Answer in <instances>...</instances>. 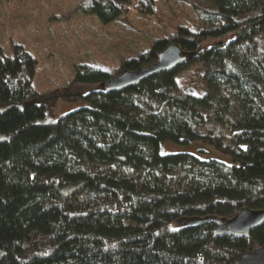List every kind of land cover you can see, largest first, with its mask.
<instances>
[{"label": "trees", "instance_id": "trees-1", "mask_svg": "<svg viewBox=\"0 0 264 264\" xmlns=\"http://www.w3.org/2000/svg\"><path fill=\"white\" fill-rule=\"evenodd\" d=\"M199 30L178 25L118 73L157 61L169 44L184 59L121 91L85 64L63 95L89 105L38 122L47 102L37 59L0 45V264H232L264 245V222L215 235L216 218L264 209V0H188ZM104 23L148 17L155 0H81ZM207 38H222L203 47ZM200 67L202 94L178 76ZM201 139L233 163L160 143Z\"/></svg>", "mask_w": 264, "mask_h": 264}, {"label": "rangeland", "instance_id": "rangeland-1", "mask_svg": "<svg viewBox=\"0 0 264 264\" xmlns=\"http://www.w3.org/2000/svg\"><path fill=\"white\" fill-rule=\"evenodd\" d=\"M155 3L153 16L130 12L104 24L96 14L82 10L81 0H0V45L4 52L12 56V44H21L37 59L33 87L44 94L58 93L47 102L45 115L38 122L46 123L89 105L86 100L62 94L80 66L101 67L115 75L124 59L142 53L155 39L172 35L178 25L201 28L188 0H155ZM221 39L207 38L202 46ZM199 72L197 66L178 76L180 92L203 93ZM180 151L233 163L229 151L201 139L160 143L163 154Z\"/></svg>", "mask_w": 264, "mask_h": 264}, {"label": "water", "instance_id": "water-1", "mask_svg": "<svg viewBox=\"0 0 264 264\" xmlns=\"http://www.w3.org/2000/svg\"><path fill=\"white\" fill-rule=\"evenodd\" d=\"M184 55L181 48L175 44H169L157 57V61L136 70L124 71L112 75L105 83L107 91H121L137 84L156 73L175 68ZM217 227L215 235L241 234L246 236L250 230L259 227L264 222V209L241 208L232 218H216ZM232 264H264V245L249 252H245Z\"/></svg>", "mask_w": 264, "mask_h": 264}]
</instances>
